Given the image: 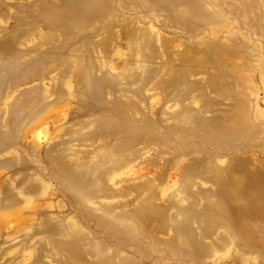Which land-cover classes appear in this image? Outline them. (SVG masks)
I'll return each mask as SVG.
<instances>
[{
	"label": "rangeland",
	"instance_id": "obj_1",
	"mask_svg": "<svg viewBox=\"0 0 264 264\" xmlns=\"http://www.w3.org/2000/svg\"><path fill=\"white\" fill-rule=\"evenodd\" d=\"M171 3L0 0V264H264V0Z\"/></svg>",
	"mask_w": 264,
	"mask_h": 264
},
{
	"label": "bare ground",
	"instance_id": "obj_2",
	"mask_svg": "<svg viewBox=\"0 0 264 264\" xmlns=\"http://www.w3.org/2000/svg\"><path fill=\"white\" fill-rule=\"evenodd\" d=\"M159 1V3H162V2H166V1H168V2H172L173 4H178V3H180V4H182V2L184 1V0H158ZM171 3V4H172ZM184 12V11H183Z\"/></svg>",
	"mask_w": 264,
	"mask_h": 264
}]
</instances>
